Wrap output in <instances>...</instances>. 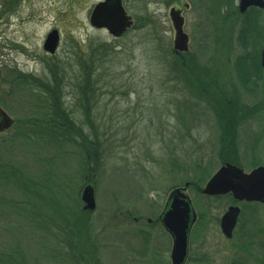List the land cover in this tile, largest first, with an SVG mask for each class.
I'll return each instance as SVG.
<instances>
[{
	"label": "rangeland",
	"instance_id": "1",
	"mask_svg": "<svg viewBox=\"0 0 264 264\" xmlns=\"http://www.w3.org/2000/svg\"><path fill=\"white\" fill-rule=\"evenodd\" d=\"M103 1L0 0V108L13 121L0 133V264L12 251L27 264H169L157 217L185 183L199 218L187 264H264V207L240 204L228 240L220 220L231 199L197 191L224 159L246 173L264 166V71L253 68L264 10L241 30L240 0H123L134 28L115 39L90 24ZM172 8L189 38L179 55ZM87 184L91 214L78 196ZM27 204L41 219L21 212Z\"/></svg>",
	"mask_w": 264,
	"mask_h": 264
},
{
	"label": "water",
	"instance_id": "2",
	"mask_svg": "<svg viewBox=\"0 0 264 264\" xmlns=\"http://www.w3.org/2000/svg\"><path fill=\"white\" fill-rule=\"evenodd\" d=\"M251 8L264 10V0H240L239 10L242 14ZM173 22L177 32L175 52L186 53L188 52V36L183 31L184 21L179 17L174 18ZM90 23L95 29H106L114 38L122 37L132 25L121 0H105L99 3L92 12ZM59 41V32L52 31L47 36L44 50L52 55L55 54ZM260 61L264 70V47ZM11 126L12 119L0 108V133ZM202 194L208 197L232 194L233 198L239 202L264 204V167L246 174L238 167L226 164L211 178L202 190ZM82 202L85 211H95L96 199L92 186L85 187L82 192ZM239 216L240 208L236 206L230 207L223 215L221 231L227 239L233 237ZM196 220L197 216L190 198L179 189L172 192L162 216V224L173 238V264H185L188 257L189 234Z\"/></svg>",
	"mask_w": 264,
	"mask_h": 264
},
{
	"label": "trees",
	"instance_id": "3",
	"mask_svg": "<svg viewBox=\"0 0 264 264\" xmlns=\"http://www.w3.org/2000/svg\"><path fill=\"white\" fill-rule=\"evenodd\" d=\"M252 12H253V10H252ZM251 12V13H252ZM250 15V14H249ZM249 15L245 18V21L247 22V23H244V27H242V29L241 30H243V29H249L250 28V23H248V20H250V17H249ZM257 26H258V24L257 23H255V26L253 27V29H256L257 28ZM251 29V28H250ZM255 32V31H254ZM254 63H256L255 64V67H253L254 69H256L257 71H261V68H260V65H259V58L258 59H256V61L254 62ZM242 67V66H241ZM244 69H245V66H244ZM243 70V67L241 68V71ZM87 74H88V77H87V86H86V88H87V90L88 89H92V85H91V79H92V76L93 75H91V72H90V66H89V64H88V66H87ZM13 73H14V75H15V77L17 78V79H19V80H23V78H26V75H24V74H22V73H18V72H16V71H13ZM242 74V73H241ZM98 75H96V77H97ZM247 77H248V75H247ZM248 80H249V77H248ZM40 84H41V86H42V82H40ZM41 88H43V87H41ZM43 90H44V92H50V91H55V89H53V88H51V87H49V88H43ZM52 111L55 113V114H59V111L57 110V108L56 107H54L53 109H52ZM62 113H65L64 111H62ZM52 120L54 121V122H52V123H60L59 122V120H58V117H53L52 118ZM50 123V122H49ZM234 125H233V127H234V130H233V132L231 133V135L232 136H234L235 134L234 133H236V131H235V127H236V125H237V123H236V121H234ZM55 126V125H54ZM237 134V133H236ZM225 144V143H224ZM231 144V145H230ZM225 145H227V150H229V149H231V146H232V142L230 141L229 143H226ZM237 145V144H236ZM225 160V163H230V164H234V165H236V157L233 159V160H229V159H224ZM227 161V162H226ZM197 191H199L198 189H197ZM28 207H30L31 208V210H29L28 209ZM36 207H34V205L33 204H27L26 205V207H24V208H20V210H21V212L24 214L25 213V215H29L30 216V218H32L33 219V221H37L38 219H41V217L40 216H38V214L35 212V209ZM24 215V216H25ZM11 253H13V251L12 252H10V253H8V254H4L5 256H1V258L4 260V263H7V264H27L26 263V261H27V259L24 257V256H17V258H15V257H13V256H11L10 254ZM15 259V260H14Z\"/></svg>",
	"mask_w": 264,
	"mask_h": 264
},
{
	"label": "flooded vegetation",
	"instance_id": "4",
	"mask_svg": "<svg viewBox=\"0 0 264 264\" xmlns=\"http://www.w3.org/2000/svg\"><path fill=\"white\" fill-rule=\"evenodd\" d=\"M175 10H177L178 12H176ZM169 16H170V20H171L172 26H173V21H172V20H173L174 18L183 17V15H182V11H181V10H178V9H174V8H172V9L170 10ZM240 16H241V17H244V16H246V15H240ZM183 18H184V17H183ZM184 25H185V21H184ZM131 28H134V26L132 25ZM87 77H88V75H87ZM87 91H88V90H87ZM87 94H89V92L84 93V95H86V97H88ZM83 98H85V96H83ZM188 184H189V186L186 188V191L190 190V188L192 187L191 183H188ZM186 185H187V183H185L184 187H186ZM177 188L182 189L183 186L174 187L172 190H175V189H177ZM81 191H82V190H81ZM81 191H80V193L78 194V196H79L80 199H81V193H82ZM166 203H167V202H166ZM166 205H167V204H166ZM166 205H165V207H166ZM244 205H245V204H244ZM255 205H257V206H261V207H264V205H261V204H255ZM86 213H87V212H85V214H86ZM162 213H164V212H162ZM162 213L157 217V222L159 223V225L161 226V228H163V225H162ZM133 221H134L136 224H138V223L140 222L138 218H133ZM148 222L150 223L151 220H148ZM240 225H241V215H240V219L238 220V224H237V226H236V228H235V231H237V230L239 229ZM163 230H164V228H163ZM235 231H234V233H235ZM169 238H170V242H171V251H172L173 241H172V238H171V237H169ZM166 250H167V247L165 248V253H166ZM170 254H171V253H170ZM190 254H191V243H189V256H188V259H187L186 264H187L188 261L190 260ZM170 256H171V255H170ZM169 264H172L171 259H170V263H169Z\"/></svg>",
	"mask_w": 264,
	"mask_h": 264
},
{
	"label": "bare ground",
	"instance_id": "5",
	"mask_svg": "<svg viewBox=\"0 0 264 264\" xmlns=\"http://www.w3.org/2000/svg\"><path fill=\"white\" fill-rule=\"evenodd\" d=\"M86 92H89V94H87V96H89V97L92 96L90 91H86ZM86 98H87V97H86Z\"/></svg>",
	"mask_w": 264,
	"mask_h": 264
}]
</instances>
